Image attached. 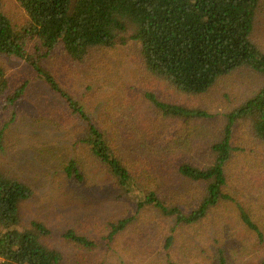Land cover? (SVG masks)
<instances>
[{"label": "trees", "instance_id": "obj_1", "mask_svg": "<svg viewBox=\"0 0 264 264\" xmlns=\"http://www.w3.org/2000/svg\"><path fill=\"white\" fill-rule=\"evenodd\" d=\"M18 1L29 19L24 25L7 17L0 0V57L28 65L66 110L82 121L70 132L75 140L69 145L76 147L75 155L85 152L95 158L112 179V184L96 188L94 193L104 190L102 196L114 198L111 191L120 189L124 192L116 197L134 203L133 214L108 223L97 235H91L95 229L87 235L80 229H63L61 237L69 246L73 243L74 254L95 250L106 239L115 241L131 221L142 226L137 220L145 219L141 210H155L163 223L170 221L176 227L203 225L210 213L216 212L222 222L215 230L207 227L210 246L205 249L208 255L203 251L201 258L211 259L212 264H264V167L256 170L264 166V158L244 155L245 148L232 138L233 125L249 119L253 137L264 147V51L253 40L256 11L262 0ZM132 41L140 44L142 67L152 78L151 85L143 87L139 95L156 105L162 119H170L173 125L171 130L167 125L160 129L146 123L135 138L149 142L165 156L175 152L181 158L166 175L163 170L148 177L136 174L133 167L149 162V153L136 147L135 165L132 149L123 146L130 134L122 136L119 144L110 122L106 123L107 118L124 112L123 105L107 108L104 119L97 120L92 111L95 106L74 97L75 90L65 89L45 66L55 53L75 61L90 48ZM3 68L0 66V92L11 107L20 101L25 86L10 89ZM244 69L260 75L263 83L224 114L222 132L215 138L212 135L207 153L203 137L211 133L201 117L210 113L182 99L204 95ZM162 83L172 90L164 96L153 90ZM13 122L14 117L0 128V145L1 136ZM179 144L194 154L185 153ZM206 154H211V159L203 158ZM63 171L72 185H87L73 157ZM189 182L197 185L193 192L200 202L185 211L173 199H183L185 191L192 193ZM33 193L29 184L0 170V264H87L84 258L70 257L65 248L51 244L50 229L42 222L34 220L24 229L16 228L21 207ZM130 230L134 233L137 229ZM164 231L162 240L167 248L175 241L176 230ZM165 264L179 263L168 254Z\"/></svg>", "mask_w": 264, "mask_h": 264}, {"label": "rangeland", "instance_id": "obj_2", "mask_svg": "<svg viewBox=\"0 0 264 264\" xmlns=\"http://www.w3.org/2000/svg\"><path fill=\"white\" fill-rule=\"evenodd\" d=\"M1 3L3 11L13 23H28V16L18 0H1ZM253 40L264 51L263 0L256 11ZM141 62L140 44L132 41L114 47L90 48L81 59L75 61L55 53L45 61V66L65 89L70 92L75 90L74 97L95 106L92 111L97 120L104 119L107 108L123 105L124 112L121 111V114L113 119L107 118L106 123L110 122V130L114 131L119 144L122 136L127 138V133L130 134L127 138L129 145L124 143L123 146L125 150L129 147L132 149L135 165L138 160L136 147H142L149 153V162L143 161L139 168L133 167L134 170L137 169L136 174L148 177L163 170L166 175L172 171L174 161L181 158L175 152L165 156L149 142L135 138L146 123L160 129H163L161 127L164 125L171 130L173 128L170 119H162L156 105L139 95L140 90L150 86L152 82L150 74L144 71ZM0 66L4 67L10 89L13 90L18 85L25 86L20 101L11 107L4 102L0 92V128L14 117V122L1 136L3 143L0 145V170L18 177L34 191L31 198L21 207L20 221L15 225L17 229L26 228L34 220L40 221L50 229L51 244L65 248L70 257L84 258L87 264H165L168 254L179 264H212L211 259L204 261V258L208 255L205 249L210 246L206 241L210 236L207 227L215 230L217 223L221 225L222 222L216 212H211L208 221L203 225L176 227L170 221L163 223V219H159L155 210H141L145 219L140 217L137 220L142 226L131 221L115 241L103 240L101 247L80 251L76 256L72 251L76 250L72 247L73 243L69 246L61 237L63 229H80L79 232L85 235L95 229L91 235H97L108 223L128 218L133 214V200L118 199L116 194L124 192L120 189L111 191L114 198L109 194L102 196L104 190L100 194L94 193V189L112 184V179L107 175L105 167L96 162L95 158L85 152L77 156L76 147L69 145L75 140L70 132L82 121L66 110L57 95L35 76L28 65L0 57ZM99 79L100 84L97 83ZM262 83L263 78L260 75L244 69L204 95L182 99L183 103L198 106L210 113L208 117H201L208 123L211 133L203 137L207 142L204 149L207 153L212 135L215 138L222 132L226 121L224 114L238 107ZM153 90L160 96L172 91L163 83L161 86L157 84ZM100 115L103 117L99 118ZM249 126V119L238 120L233 125V141L245 148L244 155L264 158V147L253 137ZM179 148L185 153L194 154L188 152L182 144H179ZM72 157L79 162V168L85 175L86 186L85 183L72 185L66 180L63 168ZM211 157V154L203 156L207 159ZM62 163L64 166L61 167ZM263 167H258L257 172ZM231 179L233 183V178ZM187 186L192 193L185 191L186 197L181 200L173 199V203H177L185 211L200 202L197 194L193 192L197 185L189 182ZM128 193L133 194L130 190ZM218 210L222 212L221 209ZM130 227H136V232L133 233ZM171 227L176 230L175 241L166 248L162 240L166 231L163 233V230H169ZM203 251L205 256L201 258Z\"/></svg>", "mask_w": 264, "mask_h": 264}]
</instances>
